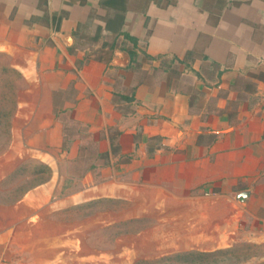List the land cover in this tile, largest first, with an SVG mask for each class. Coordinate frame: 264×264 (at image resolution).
<instances>
[{
    "label": "crops",
    "instance_id": "crops-1",
    "mask_svg": "<svg viewBox=\"0 0 264 264\" xmlns=\"http://www.w3.org/2000/svg\"><path fill=\"white\" fill-rule=\"evenodd\" d=\"M0 58L48 212L129 203L154 252L264 264V0H0Z\"/></svg>",
    "mask_w": 264,
    "mask_h": 264
},
{
    "label": "rangeland",
    "instance_id": "rangeland-1",
    "mask_svg": "<svg viewBox=\"0 0 264 264\" xmlns=\"http://www.w3.org/2000/svg\"><path fill=\"white\" fill-rule=\"evenodd\" d=\"M4 66L0 58V229H3L2 238L15 242L5 252L4 263L227 264L234 261L236 255L225 252L210 257L152 251L150 244L156 235L161 237L156 230L160 233L165 228L164 219L128 217L126 213L132 208L129 203L94 201L48 212L44 203L35 201V188L48 178L49 171L30 154L20 159L11 153L14 139L9 119L15 111L22 80ZM76 188L65 183L62 194Z\"/></svg>",
    "mask_w": 264,
    "mask_h": 264
}]
</instances>
